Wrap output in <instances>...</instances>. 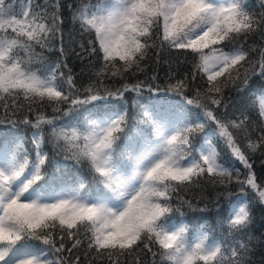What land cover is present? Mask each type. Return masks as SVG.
<instances>
[{"label":"snow or ice","instance_id":"obj_1","mask_svg":"<svg viewBox=\"0 0 264 264\" xmlns=\"http://www.w3.org/2000/svg\"><path fill=\"white\" fill-rule=\"evenodd\" d=\"M13 7L0 0V124L31 128L34 155L23 135L0 131V264H81L73 250L82 246L85 264L104 252L111 264L134 253L133 264L149 256L148 264H242L247 244L237 239L224 247L203 232L189 238L188 225L173 221L180 211L173 199L191 209L180 192L207 177L225 188L238 185L240 193L248 188L264 203V179L258 182L246 154L264 148V94L252 93L258 126H249L244 110L231 119L221 114L229 107L224 87L240 89L252 76H264V48L253 62L255 47H244L251 35H264V11H249L247 0L68 5L73 21L94 36L81 51L100 58L96 79L78 88L66 60L43 71L33 67L37 45L47 48L59 38L65 54L60 0H23L15 14ZM164 45L192 55L193 70L181 78L169 72L164 84L156 74L130 83L145 71L149 49ZM198 76L206 79L203 91L193 86ZM109 77L123 83L101 87ZM18 114L21 119L11 118ZM197 133H204L198 144ZM47 143L52 155L44 151ZM221 147L242 165L243 179L238 168L220 162ZM84 163L92 175L87 183L74 170ZM229 207L227 224L241 232L251 222L247 194Z\"/></svg>","mask_w":264,"mask_h":264},{"label":"trees","instance_id":"obj_2","mask_svg":"<svg viewBox=\"0 0 264 264\" xmlns=\"http://www.w3.org/2000/svg\"><path fill=\"white\" fill-rule=\"evenodd\" d=\"M60 2V15L63 20L60 29L63 34L65 54L61 55L59 52V38L54 40L47 48H41L37 45L35 52L39 55L35 58L33 67L43 71L45 66H54L55 63L60 60H66L68 68L71 69L74 77V83L80 88L88 85L91 81L96 79L94 70L100 67V58L98 56H87L81 51V44H83L85 48H88V41L94 39V36L81 30L78 22L73 21V11L68 7V5H72L73 9L76 8L81 3V0H60ZM84 2H87V0H84ZM93 2H95V0H93ZM4 3L5 6L14 5L12 8L14 14L18 13L23 6V0H4ZM34 3L43 4L45 3V0H34ZM247 4L249 5V11L257 14L264 11V9L260 7V0H247ZM250 46H254L256 49L255 51L250 50L248 57L249 61L254 62L259 57L260 49L264 48V35L259 32L251 35L244 43L245 48H250ZM196 63L197 60L187 52L171 49L167 45L162 47L158 46L149 49L148 55L142 62L145 71L138 72L134 77H130L129 82H135L137 79L147 81L148 77L156 74L158 75L159 82L164 84V77L169 72L174 73L177 78H181L184 73L191 72ZM248 67V64L245 63L244 67L240 70L241 73H243ZM233 75H236V73L233 72ZM220 79L221 81L223 80V78ZM122 83L123 80H121L120 77H109L104 79L100 86L114 90L119 88ZM193 86L201 87V90L203 91V88L206 87V79H201L198 76L197 81ZM223 91L225 98L229 103L226 115L225 110H221V114L224 118H235V116L240 114V110H244L249 117V126L253 127L259 125L260 121L257 110L255 107L251 106L254 99L252 93L264 92V76H260L259 74L252 76L248 82V86L240 89L229 83L223 88ZM125 95L127 98L129 94ZM145 100H148L147 93H145V97L142 101ZM46 111L51 114V108H47ZM128 115L130 118L134 115L131 100H129ZM11 118L19 120L22 116L18 114ZM0 119H4L2 110H0ZM9 129L12 133L23 135L25 137L24 147L28 150L30 155H34L31 136L29 135V133L32 132V129L22 124H18L15 127L6 123L0 124V131L7 132ZM206 131H208V129H205V132ZM203 135L204 133L196 134V143L200 141V137ZM255 135L256 134L253 133V139H255ZM241 146H244V142L241 143ZM44 151L52 155L55 150L50 143H47L44 147ZM220 154L222 160L230 164L227 166L228 168H238L240 170L242 173L241 179H243L245 170L242 165L232 158L230 152L226 148L221 147ZM246 154L249 155L250 162L253 163V170L256 172L259 182V180L264 179V164H262V161H264V148H260L255 152L248 150ZM56 158L58 161L63 162L65 161V154L57 153ZM67 162L70 164L73 163L72 161ZM74 170L80 175L92 177L87 163L77 166ZM237 192H240L238 185L232 184L225 188L219 183H213L210 178H202L196 183L183 188L180 192V195L184 199L192 202V208L190 209L187 205H179L178 201L174 198L173 204L174 206H179L180 211L174 212L172 217L177 220L187 221L190 224L205 221L206 228L212 233L221 236L224 247H227L237 239L242 240L243 243L248 245L247 253L245 254L241 252V255L243 256L242 264H264V203L259 202L252 191L246 188L245 193L249 196L251 222L241 232H232L226 222L225 211L227 200ZM229 193H231V195H229ZM70 246L71 245L69 244L68 247ZM85 247L86 246H82L81 249L73 250L75 254L81 256V264H85L83 255ZM153 250H156L155 247ZM115 255L116 254L114 253V256ZM136 255L137 253H134L131 256L125 255L120 257L121 264H133ZM140 255L142 259H144L143 254ZM157 259H159V257H157ZM89 260H91L92 264H111L106 252L96 254L95 259L92 258V255H89ZM148 260H150V256L145 259V264H148Z\"/></svg>","mask_w":264,"mask_h":264},{"label":"rangeland","instance_id":"obj_3","mask_svg":"<svg viewBox=\"0 0 264 264\" xmlns=\"http://www.w3.org/2000/svg\"><path fill=\"white\" fill-rule=\"evenodd\" d=\"M198 233H200V232H198ZM195 237V236H194Z\"/></svg>","mask_w":264,"mask_h":264},{"label":"bare ground","instance_id":"obj_4","mask_svg":"<svg viewBox=\"0 0 264 264\" xmlns=\"http://www.w3.org/2000/svg\"><path fill=\"white\" fill-rule=\"evenodd\" d=\"M249 197V196H248Z\"/></svg>","mask_w":264,"mask_h":264}]
</instances>
